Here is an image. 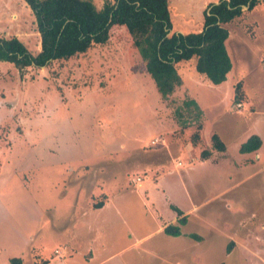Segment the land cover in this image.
I'll return each instance as SVG.
<instances>
[{
    "label": "rangeland",
    "instance_id": "1",
    "mask_svg": "<svg viewBox=\"0 0 264 264\" xmlns=\"http://www.w3.org/2000/svg\"><path fill=\"white\" fill-rule=\"evenodd\" d=\"M94 1L98 5L103 2ZM216 2L168 0L171 31H198L208 3ZM243 10L225 24L230 33L227 45L234 70L224 85L208 91L197 81V87L192 82L205 77L192 60L176 64L188 90L196 87L205 110L204 144L209 141L207 133L211 129L237 134L253 122L245 118L250 102L245 101L243 108L236 107L239 112L230 110L238 102L234 101L232 89L236 78L247 76L249 101L264 98V2L253 10ZM12 36L32 52L39 49V34L27 4L23 0H0V37ZM239 82L241 102L245 95ZM183 100L182 86L167 98L160 96L122 26L111 28L106 44L48 67H30L20 73L12 64L0 62V264H9L12 257L25 260L28 253L40 255L35 256L36 261L54 256V248L64 246L62 236L68 219L87 205L85 198L96 194L93 204L103 201L105 195L99 194L100 189L109 191L103 186L105 179L113 198L122 200V208H130L136 236L145 237L142 242H147L146 246L161 243L162 235L155 232L158 223L149 217L153 208L147 205L146 210L134 194H140L139 190L154 178L144 166L146 150L164 144L172 150L169 162L163 165L167 168L165 182L179 206L190 208L191 198H185L171 175L177 168L174 154L180 152L182 138L195 130L187 126L182 135L175 118V108ZM206 145L202 144L197 152L210 147ZM144 172L150 179L132 181L136 175L141 180ZM206 174L198 173L196 195L211 196L214 188L228 187L227 196L233 195L232 206L240 209V214L233 216L234 234L246 237L252 253L227 258L223 248L213 246L192 264H264V173L230 178L228 182L224 181L226 177H219L212 183ZM186 185L190 187L188 182ZM73 186L79 193L78 203L71 192ZM211 200H203L206 203L201 211L210 213ZM160 205L158 211L162 214L165 206L163 202ZM106 216L107 227L115 230L111 235L114 246L116 236L125 235L122 227L127 228L128 218L120 215L116 220L112 210ZM124 240L121 238L119 243Z\"/></svg>",
    "mask_w": 264,
    "mask_h": 264
},
{
    "label": "crops",
    "instance_id": "2",
    "mask_svg": "<svg viewBox=\"0 0 264 264\" xmlns=\"http://www.w3.org/2000/svg\"><path fill=\"white\" fill-rule=\"evenodd\" d=\"M202 23L198 31L202 29ZM240 37V39H243V36ZM229 40L230 33L225 41L228 54L229 48L227 43ZM263 58L264 55H262L261 59L263 60ZM189 60H192V64L195 67V58ZM189 60H182V63ZM261 63L264 65L263 61ZM233 70L234 64L231 60V68L223 82L213 84L203 75L206 80L197 78L198 80L196 79V81L192 83H196L194 85L198 87V82H200L210 91V89H215L214 87L219 88L224 85ZM244 75H242L240 79L236 78L234 80L232 85L233 97L235 86L241 80V89L245 97L239 102L241 104L240 107L243 108L245 101L250 102L246 107V111H249V114L245 116V118H250L253 122L237 134L228 132V130L217 132V130L212 131L211 129L207 133L209 141L205 144L203 143L202 137V129H204L206 124L205 110L201 104L199 95L196 93V87L189 91L186 81L182 78V84L180 85L182 86V99L189 98L196 102L202 112L203 122L200 141L193 144L190 139L192 133L186 134L182 138V145L180 146L182 147L180 148L181 153L174 154V156H176V161H173L175 168L185 166L186 169L179 170L176 168L171 171V175L175 177L185 198H191L192 203L188 202L190 205L189 209L185 210L179 206L180 204L173 199V195L165 182L167 168H163V165L169 162L172 150L167 145L162 144L159 147L150 146L145 152L147 162L144 166L154 178L147 187H142V189L139 190L140 194L136 192L134 195L137 196L141 201V205L145 206L146 210H148L147 205L151 206L149 209L153 208L150 209L151 214H149V217L151 220L155 219V222L158 223L155 232L162 235L161 243H148L146 246L147 242H142L145 237L136 236L133 227V214L130 208H122V200L118 198V202L117 199L113 198L114 196H112L110 192V186L105 179V184L103 186H106L109 191H104V188L100 189L99 194L105 195L102 205L100 207H94L92 205L94 202L93 197L96 194H91L92 196L89 198L86 197L85 203L88 202L87 205H84L83 209H81V206V210L79 209L80 211L78 210V213H72V217L70 220L68 219L67 230L65 228L62 236V243L64 246L54 248V256L48 258L41 257L38 261L43 259L47 260L45 264H192L194 260L197 261L201 257H205L204 254L209 248L212 250L213 246L223 248V256L226 255L227 258L238 255V253L240 255L252 253V250L245 241L246 237H236L234 234V222L236 220L233 216L235 214H240V209L232 206L230 199L233 195L231 196L228 194L227 196L228 187L214 188L215 190H213L211 196L206 195V197H202L196 195V183L200 181V177H198L200 171L207 172L206 175L210 178L211 183L217 182L216 180L219 177H226L224 181L228 182L227 180L230 178L239 176L247 178L248 176L264 173V98H256V100L253 98V101H249L251 97L248 95L247 76L245 77ZM236 107L235 104L230 110L239 112V109L237 110ZM183 129L185 130V128H182V135L185 133ZM213 133L218 134L223 140L225 150L220 152L211 150V154L203 159L201 157V151L209 149L210 147L202 149L200 153L197 151L201 149L202 144L211 146L210 136ZM250 135H257L259 137L260 146L254 151L241 152L239 150L240 145ZM181 154L182 156L184 154L182 160L178 159L181 157ZM142 174L143 177H141L140 181H136V177H132V181L134 183H141L145 179H150V175L147 172ZM136 176L139 177L138 175ZM212 177H214V179H211ZM186 182L190 184V187L186 185ZM75 188V186L71 187V192H73L74 197L75 194L79 196V193L74 191ZM78 196L77 203L79 202ZM204 197L206 200L212 199L210 213L201 211L206 203L203 201L205 199ZM213 200H218V202L213 203ZM161 202H163L165 206L162 214L158 211V205H160ZM214 204L217 205L213 207ZM110 209L113 211L116 220H120V215L124 218L127 216L128 218L126 222L127 228L122 227L125 235L122 237L116 236L114 246H112L114 236L111 235L115 230L109 229L106 225V213H109L111 211ZM177 210L181 212V215L177 214ZM182 215L186 216V222L184 225L180 226L181 234L177 236L166 234L164 232V227L168 224H177L178 218L182 217ZM239 223L243 225L245 222ZM192 235H198L199 238L196 239L192 237ZM124 237L125 240L120 244L119 241ZM119 245L123 246L119 247ZM106 246L108 248H106ZM110 246L111 248H109ZM31 250H34V247H32ZM35 256L40 255L32 256L31 253H28L27 258L25 257V260L22 259V264H34L37 262ZM223 263L224 262H221V264Z\"/></svg>",
    "mask_w": 264,
    "mask_h": 264
},
{
    "label": "trees",
    "instance_id": "3",
    "mask_svg": "<svg viewBox=\"0 0 264 264\" xmlns=\"http://www.w3.org/2000/svg\"><path fill=\"white\" fill-rule=\"evenodd\" d=\"M34 16L39 34V49L32 52L16 36L0 37V62L12 64L20 73L26 69L48 67L55 61L68 60L86 53L95 45H104L110 39L113 26H122L130 35L133 47L145 64L162 98H167L182 84L176 64L195 58V69L213 84L226 79L231 60L225 41L229 35L225 24L239 17L243 9H254L264 0H218L209 3L203 12L202 29L196 32L171 31L168 0H23ZM234 101L242 98L240 82L235 86ZM175 118L181 128L194 126L191 141H200L203 127L202 112L194 100L186 98L175 108ZM211 146L201 151L207 158L211 150L223 151L225 144L218 134L210 136ZM260 146L257 135H250L239 147L250 152ZM103 201L93 204L100 207ZM177 214L181 212L177 210ZM168 224L164 232L181 234L180 226ZM198 239V235H192ZM9 264H22V258L12 257ZM40 260L34 264H45Z\"/></svg>",
    "mask_w": 264,
    "mask_h": 264
},
{
    "label": "built area",
    "instance_id": "4",
    "mask_svg": "<svg viewBox=\"0 0 264 264\" xmlns=\"http://www.w3.org/2000/svg\"><path fill=\"white\" fill-rule=\"evenodd\" d=\"M241 104L239 102L236 103V106L239 107ZM156 142V139L155 140H151L150 143L151 144H155ZM136 181H140V178L139 177H136Z\"/></svg>",
    "mask_w": 264,
    "mask_h": 264
},
{
    "label": "water",
    "instance_id": "5",
    "mask_svg": "<svg viewBox=\"0 0 264 264\" xmlns=\"http://www.w3.org/2000/svg\"><path fill=\"white\" fill-rule=\"evenodd\" d=\"M245 8H247V6Z\"/></svg>",
    "mask_w": 264,
    "mask_h": 264
}]
</instances>
